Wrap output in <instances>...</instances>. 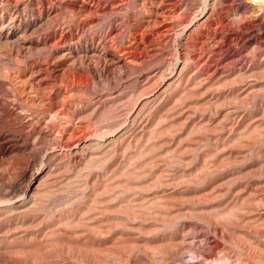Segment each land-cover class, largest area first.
I'll use <instances>...</instances> for the list:
<instances>
[{
	"label": "rangeland",
	"instance_id": "1",
	"mask_svg": "<svg viewBox=\"0 0 264 264\" xmlns=\"http://www.w3.org/2000/svg\"><path fill=\"white\" fill-rule=\"evenodd\" d=\"M3 199L0 264H264V1L0 0Z\"/></svg>",
	"mask_w": 264,
	"mask_h": 264
},
{
	"label": "bare ground",
	"instance_id": "2",
	"mask_svg": "<svg viewBox=\"0 0 264 264\" xmlns=\"http://www.w3.org/2000/svg\"><path fill=\"white\" fill-rule=\"evenodd\" d=\"M258 1H264V0H258ZM179 2V1H178ZM173 4H176V3H173ZM177 6H178V4H176ZM181 6V5H180ZM176 7V6H175ZM169 9V8H168ZM170 10H172V9H170ZM168 12V11H167ZM92 13V12H91ZM168 15V14H167ZM93 16V15H92ZM23 46V45H22ZM37 90V89H36ZM38 92V91H37ZM21 95H23L24 96V101H25V103L27 104V105H29L30 107H34V108H36V109H42L43 108V102H42V100H41V98L40 97H38L37 96V94L35 93V91L33 90V88L30 86V85H26L25 84V86L23 85V89H22V91H21V93H20ZM20 95V96H21ZM53 118V117H52ZM49 120V119H48ZM50 120H53V119H50ZM72 120V119H71ZM49 122V121H48ZM70 126H72L71 124H66V127H70ZM81 126V125H80ZM76 127V126H75ZM73 129H75V128H73ZM79 129V128H78ZM79 131V130H78ZM64 132H67V129L65 128H63V130L62 131H58V133H60V134H53V136H51L52 137V140L54 141V143H56L55 141H57L58 139H61V138H63L64 136H63V133ZM111 131H106V132H102L101 131V133L99 134V137H104L106 134H108V133H110ZM68 133V132H67ZM72 135H74V133L72 134ZM52 147V146H51ZM25 191H27V189L25 190ZM24 191V192H25ZM11 201V199H3V200H0V204H3V206H9V205H7L9 202Z\"/></svg>",
	"mask_w": 264,
	"mask_h": 264
}]
</instances>
